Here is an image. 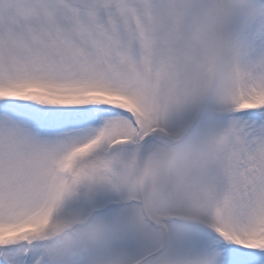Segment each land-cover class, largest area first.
I'll return each mask as SVG.
<instances>
[{"label": "snow or ice", "instance_id": "snow-or-ice-1", "mask_svg": "<svg viewBox=\"0 0 264 264\" xmlns=\"http://www.w3.org/2000/svg\"><path fill=\"white\" fill-rule=\"evenodd\" d=\"M0 264H264V0H0Z\"/></svg>", "mask_w": 264, "mask_h": 264}]
</instances>
